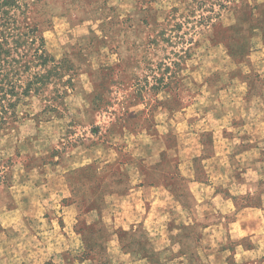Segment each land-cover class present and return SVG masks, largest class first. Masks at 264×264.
<instances>
[{
  "label": "rangeland",
  "instance_id": "obj_1",
  "mask_svg": "<svg viewBox=\"0 0 264 264\" xmlns=\"http://www.w3.org/2000/svg\"><path fill=\"white\" fill-rule=\"evenodd\" d=\"M28 2V54L42 37L52 75L0 131V264H126L105 254L118 195L108 209L99 191H141L160 142L264 88V0Z\"/></svg>",
  "mask_w": 264,
  "mask_h": 264
},
{
  "label": "crops",
  "instance_id": "obj_2",
  "mask_svg": "<svg viewBox=\"0 0 264 264\" xmlns=\"http://www.w3.org/2000/svg\"><path fill=\"white\" fill-rule=\"evenodd\" d=\"M233 99L234 121L212 110L183 139L160 142L164 158L149 165L141 191L117 192V179L104 181V207L118 195L116 218L104 221L112 232L106 256L126 264H264V88ZM150 228L146 239L141 229Z\"/></svg>",
  "mask_w": 264,
  "mask_h": 264
},
{
  "label": "trees",
  "instance_id": "obj_3",
  "mask_svg": "<svg viewBox=\"0 0 264 264\" xmlns=\"http://www.w3.org/2000/svg\"><path fill=\"white\" fill-rule=\"evenodd\" d=\"M29 6L28 0H0V131L2 132L10 131L14 127L21 118L19 107L22 101L29 97L33 89L36 93L45 90L52 75V71L45 68L51 59L43 48L42 37H40L42 43L33 48L34 51L29 57L27 46H35V39H39L36 35L39 31L38 27H27L25 24ZM32 64L48 72L37 71L32 77H27L32 70ZM54 110H57V107L48 106L40 115L50 114Z\"/></svg>",
  "mask_w": 264,
  "mask_h": 264
}]
</instances>
